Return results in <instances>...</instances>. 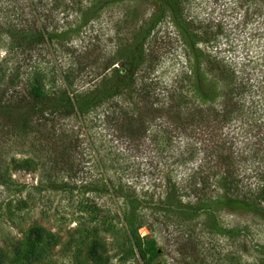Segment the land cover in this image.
I'll list each match as a JSON object with an SVG mask.
<instances>
[{
  "label": "trees",
  "instance_id": "16d2710c",
  "mask_svg": "<svg viewBox=\"0 0 264 264\" xmlns=\"http://www.w3.org/2000/svg\"><path fill=\"white\" fill-rule=\"evenodd\" d=\"M135 1L139 2L89 0L84 9L78 10V25L81 20L84 25L109 5L122 11L115 29L123 33L122 37L112 43L104 56H99L103 48L98 47V39L79 45L68 43L67 37L75 31L59 29L52 15L42 17L37 11L29 28L13 30L9 49L16 47L21 53L26 52L29 65L36 69L35 77H42L37 59L32 58L36 50L40 52L37 47L49 49L54 55L61 48L57 41L67 39L68 46L62 50L68 56L64 67H56L61 87L55 86L52 94L42 96L15 93L14 99L6 103L0 97V118L10 124L19 119L30 126L39 134L41 143L49 145L54 165L70 176L83 171L87 157L81 151L86 138L65 130L64 123H73V127L77 122L88 131H106L110 140L118 141L115 146L122 149L125 165L129 158L140 156L148 148L159 149L151 142L145 143L152 128H156L153 132L164 141L160 146L162 159L167 165L176 166L165 171L160 166L155 173L159 174L160 186L165 182V190L158 194V198L164 194L162 201L156 207L163 216L172 213L181 217L191 206L204 211L231 206L264 213V73L256 77L250 72V62L239 68L229 56L233 30L245 33L253 16L260 17L264 11V0H213L204 25L192 14L193 0H159L158 12L138 27L132 22L136 9L129 6ZM68 2L73 5L76 0ZM161 19H167L173 27V31H166L163 44H174L169 51L176 55L179 79L175 81L173 76L167 82L170 88L163 84L158 91L162 81L158 80L155 66L166 49L162 44L158 51L153 28ZM255 35L254 32L250 38ZM219 36L223 37L221 43ZM248 55L251 57L252 53L245 54L249 59ZM20 68L15 66L8 80L16 78ZM243 116L245 124L238 125ZM240 127L245 128L243 134L233 131ZM92 133L87 137L91 139ZM191 217L193 213L186 215L187 219ZM34 231L40 233V229ZM151 239L153 243L157 241L155 237ZM132 241L145 264L144 248ZM189 241L186 247L180 244L177 251L194 253ZM95 245L90 248L93 257L97 254Z\"/></svg>",
  "mask_w": 264,
  "mask_h": 264
},
{
  "label": "rangeland",
  "instance_id": "374dc122",
  "mask_svg": "<svg viewBox=\"0 0 264 264\" xmlns=\"http://www.w3.org/2000/svg\"><path fill=\"white\" fill-rule=\"evenodd\" d=\"M88 1L76 0L71 5L68 0H0L2 102L14 99L15 93L23 97L42 96L52 94L55 86L61 87L56 67L66 64L68 53L62 49L68 46V38V43L75 45L98 39V47L103 48L99 56L108 55L112 43L123 34L115 31L122 11L109 5L96 12L95 17L84 25L82 20L78 25V20L75 21L78 10L84 9ZM212 1L193 0L191 3L192 14L197 15L203 25L214 5ZM130 5L136 9L132 22L138 27L158 12L159 0H139ZM37 11L42 17L52 15L59 29L75 31L66 40L57 41V46H61L57 54L37 47L40 52L36 50L32 58L37 59L42 77H35L36 69L29 65L26 52L21 53L16 47L9 49L13 38L11 32L19 27L29 28ZM147 26L148 23L146 29ZM153 29H156L153 40L160 51L166 42V31L173 27L167 19H161ZM239 30H233L230 59L239 68L250 62V72L261 77L264 73V11L260 17L253 16L245 33ZM254 32L255 37L250 38ZM173 46L163 44L166 52L160 55L155 66L158 80L162 81L158 91L162 90L163 84L170 88L167 82L173 76L175 81L179 79L176 55L169 51ZM219 48L223 50V47ZM212 49L216 51V48ZM247 52L252 53L253 58L248 55V59ZM254 64L256 68L252 69ZM17 65L21 67L17 77L8 80ZM244 120L245 116L238 119V125L245 124ZM12 122L0 118V264H143L133 239L144 248L145 264H264L263 212L231 206L204 211L191 206L181 217L172 213L165 217L156 208L161 203L158 201H162L164 194L159 198L158 194L165 190V182L160 186L159 174L155 173L160 166L162 171L168 167L176 169L175 164L167 165L165 158L162 159L160 146L164 141L160 135H155L156 128H152L145 143L151 142L159 149L148 148L140 156L129 158L125 165L122 149L115 146L118 141L110 140L106 131L102 133V130L92 128L88 131L77 122L73 127V123H64L65 130L81 133L80 138H86L81 151L87 157L83 171L70 176L54 165L49 145L41 143L39 134L19 119ZM240 128L233 131L243 134L245 128ZM88 133H92L91 139L87 137ZM87 141L92 142L88 144ZM191 213L193 217L187 219L186 215ZM154 220L159 223L155 224ZM37 229L40 233H35ZM148 234L152 236L145 237ZM154 237L155 243L151 239ZM189 240L194 253L178 252L180 244L186 247ZM94 244L97 254L93 257L90 248Z\"/></svg>",
  "mask_w": 264,
  "mask_h": 264
}]
</instances>
